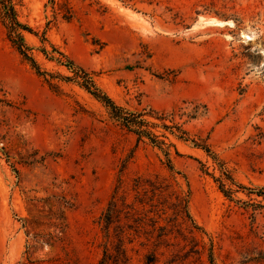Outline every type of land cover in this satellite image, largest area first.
I'll return each instance as SVG.
<instances>
[{
    "label": "rangeland",
    "instance_id": "374dc122",
    "mask_svg": "<svg viewBox=\"0 0 264 264\" xmlns=\"http://www.w3.org/2000/svg\"><path fill=\"white\" fill-rule=\"evenodd\" d=\"M10 2L40 74L0 21V264H97L118 177L130 193L154 175L189 188L194 264H210V245L213 264H264V0ZM83 72L149 124L179 174Z\"/></svg>",
    "mask_w": 264,
    "mask_h": 264
},
{
    "label": "trees",
    "instance_id": "16d2710c",
    "mask_svg": "<svg viewBox=\"0 0 264 264\" xmlns=\"http://www.w3.org/2000/svg\"><path fill=\"white\" fill-rule=\"evenodd\" d=\"M70 18L64 17L67 21ZM0 21L9 25V39L19 54L40 74L36 62L26 53L27 47L21 34V31L32 33V30L17 21L10 0H0ZM41 53L46 56L44 49ZM65 67L72 70L74 64L67 60ZM82 80L80 86L101 102L113 119L139 140L146 139L158 148L166 158L167 169L179 174L171 164L167 144L146 130L149 126L147 122L116 106L87 73L83 72ZM175 154L178 155V152L175 151ZM129 192L123 189V181L118 177L111 198L97 221L101 234V257L97 264H155L165 255L168 256L165 264L201 262L205 246L197 236L203 235V230L189 212L188 187L186 191H180L166 178L154 175L137 177ZM208 251L209 263L213 264V246L210 245Z\"/></svg>",
    "mask_w": 264,
    "mask_h": 264
},
{
    "label": "water",
    "instance_id": "95a60500",
    "mask_svg": "<svg viewBox=\"0 0 264 264\" xmlns=\"http://www.w3.org/2000/svg\"><path fill=\"white\" fill-rule=\"evenodd\" d=\"M213 23V24H216L217 26H226L227 25V23L226 22H221V21H217V20H214L213 22H208L207 20H198L197 22H196V26H203V24H205V23Z\"/></svg>",
    "mask_w": 264,
    "mask_h": 264
},
{
    "label": "bare ground",
    "instance_id": "6f19581e",
    "mask_svg": "<svg viewBox=\"0 0 264 264\" xmlns=\"http://www.w3.org/2000/svg\"><path fill=\"white\" fill-rule=\"evenodd\" d=\"M214 20H211V22H213ZM211 25V24H210Z\"/></svg>",
    "mask_w": 264,
    "mask_h": 264
}]
</instances>
